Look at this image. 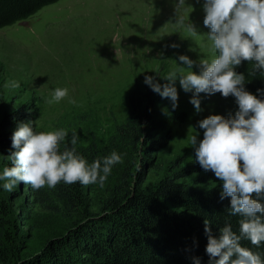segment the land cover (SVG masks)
Segmentation results:
<instances>
[{
	"label": "rangeland",
	"instance_id": "1",
	"mask_svg": "<svg viewBox=\"0 0 264 264\" xmlns=\"http://www.w3.org/2000/svg\"><path fill=\"white\" fill-rule=\"evenodd\" d=\"M204 2L185 0V7L177 10L179 0H59L24 21L0 28V122L22 108L33 117L36 131L64 128L68 137L75 132L79 139L92 130L104 138L125 117L131 90L154 93L144 83L145 76H154L163 85L168 81L162 77L176 71L177 107L173 109L170 98L154 94L165 102L162 112H184L187 120L170 128L171 140L157 155L146 185L166 174L171 161L197 162L195 147L204 131L198 122L209 115L234 117L239 110L234 96L200 93L202 111L197 112L190 102L194 92H185L179 83L180 68H188L179 60L181 55L194 62L191 70L197 74L200 61L216 55L207 39L210 29L203 23ZM180 17L199 35L178 25ZM11 81L19 87L6 86ZM57 87L67 88L69 95L47 103ZM195 134L196 146L190 142ZM4 160L2 172L10 167L8 157ZM199 176L208 184L219 181L211 171L190 180ZM11 192L21 242L28 254L39 252L48 239L61 233L63 222L32 204L28 184L21 182Z\"/></svg>",
	"mask_w": 264,
	"mask_h": 264
},
{
	"label": "trees",
	"instance_id": "2",
	"mask_svg": "<svg viewBox=\"0 0 264 264\" xmlns=\"http://www.w3.org/2000/svg\"><path fill=\"white\" fill-rule=\"evenodd\" d=\"M57 1L0 0V28L24 21ZM235 71L245 76L244 88L264 100V70L242 61ZM154 93L131 90L125 117L104 138L92 130L79 137L77 151L89 163L113 150L122 157L102 187L61 182L55 188L34 190L28 184L32 204L63 222L61 233L48 239L39 252L27 253L11 203L15 193L12 197L0 181V264H195L194 258L210 264L204 221L210 222L217 238L226 223L239 234L241 217L229 214L230 197L221 200L222 182L208 184L200 176L190 180L204 171L197 162L171 161L166 174L146 185L157 155L171 140L170 128L187 120L184 112H162L165 102ZM32 118L21 108L1 119L0 174L4 157L14 151L11 128ZM70 140L71 136L66 141L69 147ZM240 243L264 258V243L259 248L247 239Z\"/></svg>",
	"mask_w": 264,
	"mask_h": 264
},
{
	"label": "clouds",
	"instance_id": "3",
	"mask_svg": "<svg viewBox=\"0 0 264 264\" xmlns=\"http://www.w3.org/2000/svg\"><path fill=\"white\" fill-rule=\"evenodd\" d=\"M184 7L185 0H179L177 10ZM203 10V23L210 29L207 39L216 55L200 61L199 74L191 70L194 62L181 55L179 60L188 68L179 67V83L185 92H194L190 102L197 112L202 111L200 93H220L225 98L231 95L236 99L239 110L234 117L209 115L200 120L203 139L196 146L195 134L190 142L196 146L197 163L222 182L221 200L230 197L229 214L241 217L239 234L232 230L231 223H226L220 228L218 238L212 235L210 222L204 221L208 237L206 253L210 264H264L259 252L240 243L247 239L257 248L264 243V100L246 91L245 76L235 71L242 61L254 62L255 69L264 70V0H205ZM177 24L199 35L194 25L185 23L183 17ZM177 74L172 71L163 76L168 81L163 85L154 76H145L144 80L162 98H170L173 109L178 100L174 86ZM6 86L18 88L19 83L11 81ZM68 95L67 88L57 87L47 103L59 102ZM33 124L32 121L19 123L12 135L14 151L8 157L11 166L0 174V181H6L2 187L8 192L21 182L30 184L34 190L45 186L55 188L61 182L102 187L113 166L122 162L121 155L113 150L89 163L77 151L75 132L69 147L66 129L36 131ZM194 259L195 264H200L199 258Z\"/></svg>",
	"mask_w": 264,
	"mask_h": 264
}]
</instances>
